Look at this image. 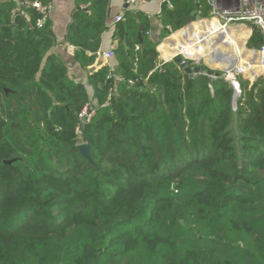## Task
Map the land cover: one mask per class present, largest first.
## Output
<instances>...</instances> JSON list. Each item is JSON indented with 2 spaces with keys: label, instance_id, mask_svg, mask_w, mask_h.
<instances>
[{
  "label": "trees",
  "instance_id": "trees-1",
  "mask_svg": "<svg viewBox=\"0 0 264 264\" xmlns=\"http://www.w3.org/2000/svg\"><path fill=\"white\" fill-rule=\"evenodd\" d=\"M79 2L66 39L87 70L108 0ZM192 5L166 0L160 38L188 24ZM197 7L210 17L207 0ZM42 17L0 5V264H264V76H237L233 104L222 71L190 78L174 60L159 65L149 20L127 11L113 63L87 77L91 95L49 54ZM261 38L254 29L246 47ZM242 55L255 77V55Z\"/></svg>",
  "mask_w": 264,
  "mask_h": 264
},
{
  "label": "crops",
  "instance_id": "crops-1",
  "mask_svg": "<svg viewBox=\"0 0 264 264\" xmlns=\"http://www.w3.org/2000/svg\"><path fill=\"white\" fill-rule=\"evenodd\" d=\"M18 0H0V5ZM127 0H108L106 31L101 37V43L97 52V58L94 64L87 70L81 69L73 59L75 48L67 44V32L72 21L73 13L81 6L79 0H50L47 19L50 22V29L53 35L54 46L49 54L59 58L66 66L68 76L75 82L83 84L92 95L90 86L87 83V77L91 72H95L105 64H112V58L106 60L104 53L113 51L117 45L115 36L117 33V23L114 22L116 16H124L125 12H138L149 20L147 35L150 40L157 44L158 63L162 65L172 61L174 57L183 55L178 52L184 48L189 41H196L199 36L201 24L207 22L197 21L190 25L171 33L165 38H160L162 26L160 24V15L162 6L166 0H146L143 4L130 5V9H125ZM131 9H134L132 11ZM200 17V16H199ZM192 59V58H191ZM214 63V62H212ZM215 65V63H214ZM94 103V102H93Z\"/></svg>",
  "mask_w": 264,
  "mask_h": 264
},
{
  "label": "built area",
  "instance_id": "built-area-1",
  "mask_svg": "<svg viewBox=\"0 0 264 264\" xmlns=\"http://www.w3.org/2000/svg\"><path fill=\"white\" fill-rule=\"evenodd\" d=\"M146 0H127V4H143ZM210 7L209 18H199L198 23L204 21H214L217 25V31H225L227 28H243L248 31L249 39L253 33V30H257L261 35L262 45L259 49H252V55L256 57V61L260 67L264 69V0H218L216 3L214 0H207ZM19 5H24L36 9L42 14V19L37 22L40 26L46 19L49 11L48 7L41 6L38 0H18ZM88 6H84L85 11L88 13ZM122 21V16H116L114 18L115 23ZM138 50V46H135ZM183 56V63L190 60H194L195 57ZM106 60H110L113 57V51H109L103 54ZM192 58V59H191ZM197 61V60H196ZM187 66V65H186ZM94 112L87 108L83 110L80 117L83 120L89 121Z\"/></svg>",
  "mask_w": 264,
  "mask_h": 264
},
{
  "label": "bare ground",
  "instance_id": "bare-ground-1",
  "mask_svg": "<svg viewBox=\"0 0 264 264\" xmlns=\"http://www.w3.org/2000/svg\"><path fill=\"white\" fill-rule=\"evenodd\" d=\"M204 34H206L207 37L203 38L202 40L201 44H204V46H201V50L205 53V57H209L210 50H215L218 54V57H212L213 60L218 62L220 57L221 59L225 60L229 64V66L234 67V65L239 61L236 57V54H243L244 47L242 46V43L246 41L248 31L243 28H227L225 29V31L218 32L215 22L209 21L207 22L205 31H201V35ZM216 37L222 39L224 38L226 42H221V45H216L217 43L213 42V39ZM198 39L196 41L187 42L186 46L180 49L178 52L183 53L188 57H202L203 53L198 47V44L201 41L198 42ZM226 46L230 47V54L225 53L224 47ZM209 62L212 63L211 60H209ZM243 63H245V61H243ZM212 64L214 65V63Z\"/></svg>",
  "mask_w": 264,
  "mask_h": 264
},
{
  "label": "water",
  "instance_id": "water-1",
  "mask_svg": "<svg viewBox=\"0 0 264 264\" xmlns=\"http://www.w3.org/2000/svg\"><path fill=\"white\" fill-rule=\"evenodd\" d=\"M216 3L218 2V0H214ZM125 9H130V6L128 4H126L124 6ZM132 11H134V9H131ZM198 12V7H197V0H193V5H192V10L191 13L189 15L188 18V24L190 25L195 21L199 20V15L197 14ZM139 41L140 43H142L141 37L139 36ZM248 39L246 40L245 43H247ZM173 60L176 63H179L182 67V70L184 73H186L190 78L195 77L196 75H205L211 79L217 78L218 74L215 73V71L210 70V69H205V68H199V67H191V66H186L185 63H183V56L182 55H178L176 57L173 58ZM233 71V66H230L226 69H222V72L226 75L225 76V80L232 86V88L234 89V97H233V104L236 100V98L239 96L240 92H239V87H238V83L237 81H234V79L232 78V76L230 75L231 72ZM259 77L255 76L252 78V82L256 81ZM5 92H8V90H5ZM77 149L79 150V152L81 153V155L89 162L92 164V161L90 159V153H89V147L87 144H79L77 146Z\"/></svg>",
  "mask_w": 264,
  "mask_h": 264
},
{
  "label": "rangeland",
  "instance_id": "rangeland-1",
  "mask_svg": "<svg viewBox=\"0 0 264 264\" xmlns=\"http://www.w3.org/2000/svg\"><path fill=\"white\" fill-rule=\"evenodd\" d=\"M204 26V25H203ZM187 27V26H186ZM205 27V26H204ZM204 27H203V31H205L204 30ZM202 27L200 26V29H201ZM207 36H206V34H204V35H199L198 37H197V39L199 40L198 42H200L199 44H198V47H199V49L201 50V46L203 47L204 46V44L202 45L201 43H202V40H203V38H206ZM213 42L214 43H217L216 45H221L220 43L221 42H226V40L223 38H219V37H216V38H214L213 39ZM246 42V41H245ZM242 43L243 45V47H244V51H247V52H251L252 51V49H249V48H247L246 47V43ZM215 45V46H216ZM223 50V49H222ZM224 50H225V53L226 54H230V47L229 46H226V47H224ZM202 51V50H201ZM206 51V50H205ZM228 52V53H227ZM202 53H203V56L202 57H195L194 58V60L192 59V60H190L192 63V67H199V68H205V69H210V70H213V71H215V70H218V71H222V69L223 68H221L220 66H215V65H213L212 63H210L209 62V60L211 59V58H209V57H205V53L202 51ZM236 57H237V59L239 60L235 65H234V67H233V71L231 72V76H232V78L234 79V81H237V79H236V77L237 76H241L242 78H244V79H246V80H248V81H250V82H252V77H249L247 74H245V73H242L241 71H240V67L242 66V62H241V60H243L244 59V57H243V55L242 54H236ZM193 58V57H192ZM197 60V61H196ZM250 61H255L256 63H257V61L256 60H254L253 59V57L251 56L250 57ZM209 62V63H208ZM256 66H257V70H258V74L257 75H255V76H258V77H261V76H264V69L262 68V67H260L259 66V64L257 63L256 64ZM226 76V75H225Z\"/></svg>",
  "mask_w": 264,
  "mask_h": 264
}]
</instances>
